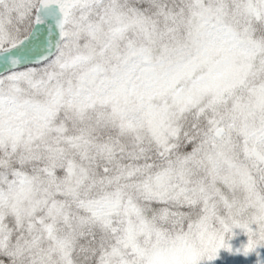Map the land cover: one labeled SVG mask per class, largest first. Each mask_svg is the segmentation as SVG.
I'll return each instance as SVG.
<instances>
[{
	"label": "snow or ice",
	"instance_id": "1",
	"mask_svg": "<svg viewBox=\"0 0 264 264\" xmlns=\"http://www.w3.org/2000/svg\"><path fill=\"white\" fill-rule=\"evenodd\" d=\"M0 264H264V0H0Z\"/></svg>",
	"mask_w": 264,
	"mask_h": 264
}]
</instances>
